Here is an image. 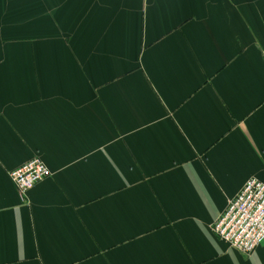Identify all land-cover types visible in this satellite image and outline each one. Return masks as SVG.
Wrapping results in <instances>:
<instances>
[{
    "label": "crops",
    "instance_id": "obj_1",
    "mask_svg": "<svg viewBox=\"0 0 264 264\" xmlns=\"http://www.w3.org/2000/svg\"><path fill=\"white\" fill-rule=\"evenodd\" d=\"M250 178L264 0H0V264H264L213 231Z\"/></svg>",
    "mask_w": 264,
    "mask_h": 264
},
{
    "label": "built area",
    "instance_id": "obj_2",
    "mask_svg": "<svg viewBox=\"0 0 264 264\" xmlns=\"http://www.w3.org/2000/svg\"><path fill=\"white\" fill-rule=\"evenodd\" d=\"M51 175L50 168L39 157L9 173L22 195ZM213 231L220 240L244 254H250L264 244V182L257 178L248 179L228 202L225 212L214 223Z\"/></svg>",
    "mask_w": 264,
    "mask_h": 264
}]
</instances>
